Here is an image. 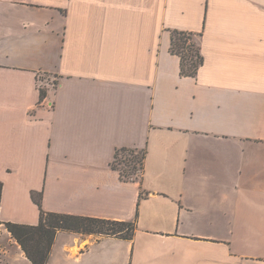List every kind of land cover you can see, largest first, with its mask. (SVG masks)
Returning <instances> with one entry per match:
<instances>
[{"label": "crops", "instance_id": "obj_1", "mask_svg": "<svg viewBox=\"0 0 264 264\" xmlns=\"http://www.w3.org/2000/svg\"><path fill=\"white\" fill-rule=\"evenodd\" d=\"M0 182V264H33L6 224L42 211L137 224L60 231L47 264H264V0H0Z\"/></svg>", "mask_w": 264, "mask_h": 264}, {"label": "trees", "instance_id": "obj_2", "mask_svg": "<svg viewBox=\"0 0 264 264\" xmlns=\"http://www.w3.org/2000/svg\"><path fill=\"white\" fill-rule=\"evenodd\" d=\"M171 37V53L180 58L181 75L196 77L200 67L204 64L200 45L202 34L174 30L171 31ZM45 97L46 91L41 89V100ZM133 151L135 150H118L112 164V168L119 171L121 178L126 181L141 178L144 170L146 152H142L140 175H137L136 172H123L116 166V160L120 152ZM2 190L3 184L0 182V202ZM34 200L38 204L35 197ZM6 226L33 264H47L55 237L60 231L86 236L96 235L131 240L134 238L137 229L136 221H116L59 213H45L43 211L40 215V222L37 225L7 223Z\"/></svg>", "mask_w": 264, "mask_h": 264}, {"label": "rangeland", "instance_id": "obj_3", "mask_svg": "<svg viewBox=\"0 0 264 264\" xmlns=\"http://www.w3.org/2000/svg\"><path fill=\"white\" fill-rule=\"evenodd\" d=\"M49 90L52 85V78L44 77L42 87H46ZM142 161V152L133 151V152H120L117 160L116 166L123 172L133 173L136 172L137 175H140V166Z\"/></svg>", "mask_w": 264, "mask_h": 264}]
</instances>
